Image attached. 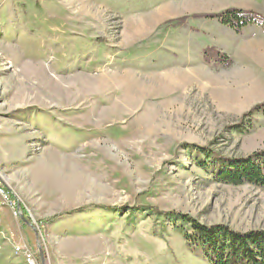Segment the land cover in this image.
I'll return each instance as SVG.
<instances>
[{
	"label": "rangeland",
	"instance_id": "374dc122",
	"mask_svg": "<svg viewBox=\"0 0 264 264\" xmlns=\"http://www.w3.org/2000/svg\"><path fill=\"white\" fill-rule=\"evenodd\" d=\"M229 7L264 15V0H0V179L30 220L0 206V264H26L16 247L35 264H209L175 214L264 229V188L194 162L264 151L263 115L243 116L264 101V40L240 49L202 17Z\"/></svg>",
	"mask_w": 264,
	"mask_h": 264
},
{
	"label": "trees",
	"instance_id": "16d2710c",
	"mask_svg": "<svg viewBox=\"0 0 264 264\" xmlns=\"http://www.w3.org/2000/svg\"><path fill=\"white\" fill-rule=\"evenodd\" d=\"M202 17L217 19L220 24L239 35L253 24L259 25L264 32V15L252 10L229 7ZM202 56L205 61L213 60L221 66L231 63L230 57L213 47L204 48ZM254 113H261L264 117V101L254 105L243 116ZM199 151L200 155L194 162L209 172L214 181L229 185L251 184L264 188V151H255L246 157L225 161L215 158L205 148ZM20 210L21 219L30 223L26 210L23 207ZM172 220L190 249L201 253L209 264H264V229L239 232L223 224L205 225L181 213L175 214Z\"/></svg>",
	"mask_w": 264,
	"mask_h": 264
},
{
	"label": "built area",
	"instance_id": "2783aa9c",
	"mask_svg": "<svg viewBox=\"0 0 264 264\" xmlns=\"http://www.w3.org/2000/svg\"><path fill=\"white\" fill-rule=\"evenodd\" d=\"M0 206H8L15 211V214L18 213L21 216V210L19 203L15 201L10 190L6 187L4 182L0 179ZM17 253H22V257L24 258L26 264H35L33 254L27 250L22 249L20 247L15 248Z\"/></svg>",
	"mask_w": 264,
	"mask_h": 264
},
{
	"label": "crops",
	"instance_id": "0c3cea01",
	"mask_svg": "<svg viewBox=\"0 0 264 264\" xmlns=\"http://www.w3.org/2000/svg\"><path fill=\"white\" fill-rule=\"evenodd\" d=\"M257 40H260V41L264 40V33L261 30L259 32L255 30H253V32L252 30L249 32H243V37L240 36L238 45H240V49H241V46L242 45L244 46L247 43V41L249 42V44H256L255 42ZM251 47H255V46H251Z\"/></svg>",
	"mask_w": 264,
	"mask_h": 264
},
{
	"label": "bare ground",
	"instance_id": "6f19581e",
	"mask_svg": "<svg viewBox=\"0 0 264 264\" xmlns=\"http://www.w3.org/2000/svg\"><path fill=\"white\" fill-rule=\"evenodd\" d=\"M146 25V24H145ZM145 25L143 26V24L141 26H138L137 27V31L136 32H140V31H143L142 28L145 27ZM175 77L172 76V75H167L164 80L163 79H159V85L163 84V82H174L175 81ZM167 84H170V83H167ZM126 86L130 89V91L132 93L136 92V93H142L144 90L141 89V86L139 84H135L134 82L132 81H128L126 83Z\"/></svg>",
	"mask_w": 264,
	"mask_h": 264
},
{
	"label": "water",
	"instance_id": "95a60500",
	"mask_svg": "<svg viewBox=\"0 0 264 264\" xmlns=\"http://www.w3.org/2000/svg\"><path fill=\"white\" fill-rule=\"evenodd\" d=\"M29 223V222H28Z\"/></svg>",
	"mask_w": 264,
	"mask_h": 264
}]
</instances>
